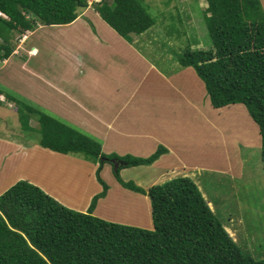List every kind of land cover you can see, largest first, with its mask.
Returning <instances> with one entry per match:
<instances>
[{"label":"trees","instance_id":"1","mask_svg":"<svg viewBox=\"0 0 264 264\" xmlns=\"http://www.w3.org/2000/svg\"><path fill=\"white\" fill-rule=\"evenodd\" d=\"M242 1L207 0L213 47H189L180 60L204 80L213 107L234 103L247 107L260 129L264 163V11L259 6L258 14L249 15ZM249 2L255 8L260 1ZM91 5L129 40L156 23L143 0H95ZM88 6L90 0H0V61L16 50V34L41 25L72 23ZM7 95L16 103L24 129L40 133V145L60 153H80L99 163L96 176L103 190L92 198L87 211H79L29 180L17 181L0 195V264H264V258L256 260L242 250L191 177L177 176L149 189L122 178L124 167L151 165L168 153L163 144L145 157L108 154L97 137ZM33 117L38 118L39 129L30 125ZM112 159L122 164L115 169ZM106 162L113 163L123 186L149 196L153 229L94 214L110 187L101 175Z\"/></svg>","mask_w":264,"mask_h":264},{"label":"rangeland","instance_id":"2","mask_svg":"<svg viewBox=\"0 0 264 264\" xmlns=\"http://www.w3.org/2000/svg\"><path fill=\"white\" fill-rule=\"evenodd\" d=\"M93 1L95 0H90L91 3ZM259 1L255 8H253L254 5L250 4L249 0L242 1V4L247 6V14L252 16L258 14V9L256 8L259 6L264 11V0ZM143 4L156 20V23L151 28L156 34L148 33V35H143L141 43H137L138 41L136 43L143 48L145 44L153 42L154 45L147 47L144 53L148 59L154 61L162 68V71L167 74L166 76H170V73H175L181 68L186 69L188 67L181 63L180 58L189 47L193 49H210L213 47L206 20L207 0H143ZM249 15L248 17H250ZM51 31V34H48L47 37L54 38V42L58 44V40L55 39L58 31L56 28H51ZM33 32L27 31L23 35L16 34L14 40L16 49L20 47L22 41L29 35L25 47L30 48L32 45L38 47L40 55L35 58L36 61L33 63L39 64L37 66L38 69L43 68V59L48 61L51 58L54 60L56 67H63V60L59 59V56L56 54L51 55V57L48 56L56 48L51 44L49 46L44 45L43 30H39L35 34ZM49 47L52 48L49 49ZM19 50L22 49L19 48ZM18 58L20 57L16 56L15 58L14 56L13 60ZM1 65L2 61H0ZM7 69L1 74L2 79L8 82L16 81L18 88L26 87L28 84L26 72L18 67L9 70L10 67L8 66ZM194 70L196 75L199 76L198 78H201L195 68ZM13 78L16 79L14 80ZM147 80L149 81L150 79L148 78ZM199 80L204 82L202 78ZM167 81L168 79H165L166 83ZM156 84L159 89L160 84L158 82ZM0 89L3 90L0 91V135L11 137L21 142H33V139L26 137V131L22 130L18 122L16 104L13 103V100L8 99L7 92L14 96L16 95L15 92L12 90L10 92V90L1 87ZM17 90L22 92L21 89ZM202 96V102L201 99L199 101L196 97L194 107L198 106L197 108L189 105L190 109H182L178 105L175 106L176 108L169 109L167 112L170 114L168 115V121H174L175 124L170 123L169 125H164L163 128H160V115L158 114L131 116L132 121L130 124H133L132 128L136 129L140 134L144 133L146 129L158 131V133L163 132V134L169 131L171 136L169 137L165 134L164 138L176 145H172L174 153L171 156H166L159 165L124 167L121 170V176L144 188L153 184L164 183L177 176L191 177L198 184L204 197L209 201L212 209L242 250L256 260L263 259L264 163L259 126L243 103L229 104L217 109L215 107L207 108L203 104L209 95L207 93ZM174 98L176 97L174 96ZM154 109L157 111L156 106H154ZM37 119V117L35 119L33 117L32 120V127L35 129L40 128V123ZM156 120L158 123L155 125ZM97 139L103 145L102 139L100 137H97ZM144 143H148V141ZM131 144L133 149L138 147V143L134 144L132 140ZM126 147V150L130 149V146ZM145 149V151H149L148 148ZM130 153L132 154V152ZM58 156H62L60 161L68 163L67 165L72 164L70 162L75 164L74 162L76 161L83 171L78 169L77 166H69L62 173L64 168H60L58 162L52 160L54 163L49 167V164L44 159H41L40 165H42V172H45V177L51 179V182L55 183L59 188L62 183V187L65 189L62 190L63 195H66V193L67 195H74L78 199L81 198L82 203L86 202L88 200L87 193L96 188L95 182L100 183L96 176L99 163L84 158L83 154L80 153H64L58 154ZM142 156L145 157V155ZM82 160L83 163L81 162ZM95 164H97L96 167H94ZM104 166L105 169H102L101 175L104 174V177H102L109 186L111 184V188L109 187L111 192L114 190L113 187H115L112 183L118 181V179L114 174L113 163L106 162ZM56 168H60V170L58 171ZM163 168L168 169L167 172H163ZM50 171L51 173H49ZM64 174H66L68 180L56 183L57 175L62 178ZM66 183L68 188L65 186ZM118 183L123 186L119 181ZM109 198L110 201L104 205L103 215L111 216L110 219L113 220H121L123 218L130 220V222H132L131 220L145 222L139 217V213H142L145 220L150 222L149 226L144 224L147 227H140L154 228L151 200L147 194L133 190L122 191L116 186Z\"/></svg>","mask_w":264,"mask_h":264},{"label":"crops","instance_id":"3","mask_svg":"<svg viewBox=\"0 0 264 264\" xmlns=\"http://www.w3.org/2000/svg\"><path fill=\"white\" fill-rule=\"evenodd\" d=\"M152 27L141 34H133V40L126 39L102 18L90 2V6L80 9V15L74 22L65 25H41L33 32L35 34L37 31L43 30L44 45L51 44L56 48L48 56L51 57L53 54L59 56V59L63 60V67H56L51 58L48 61L43 59V68L38 69L39 64L33 63L36 61L35 58L40 55V51L36 45H32L30 48L25 47L28 35L19 47L23 51L18 48L9 58L2 61L0 87L10 90V92L14 91L16 97L57 116L81 131L100 137L103 141L104 151L107 153L117 152L124 155L132 152L135 155L149 156L160 144H164L170 153L163 154L152 164L159 165L166 156H171L174 153L172 145L176 144L164 138L165 134L170 137L171 133L167 131L163 134V132L158 133V131L146 129L144 133L140 134L132 128L131 116L158 114L160 115V128H163L164 125L175 124L174 121H168L170 114L167 112L169 109L178 105L182 109H190L189 105L195 106L196 97L202 102V95L207 94V91L204 82L199 80L201 78H198L199 76L196 75L192 66H188L186 69L181 68L175 73H170V76H166L167 74L157 63L148 59L144 52L147 47L154 45L153 42L145 44L144 49L137 43H141L143 35L156 34L151 29ZM51 28H56L58 31L55 32L58 44L54 42V38L47 37L52 32ZM136 41L138 42L136 43ZM51 48L49 47V49ZM14 56L20 58L13 60ZM8 66L9 70L18 67L26 72L28 78L26 87L18 88L16 81L8 82L2 79L1 74L8 70ZM165 79H168L167 83ZM157 82L160 84L159 89L156 87ZM17 89H21L22 92ZM154 106L157 107V111ZM203 106L213 107L210 97L204 101ZM16 112L22 130L26 131V137L34 141L26 143L0 135V195L17 181L26 179L42 187L64 205L79 211H87L92 198L103 190L102 185L96 181V188L87 193L88 200L83 203L81 198L78 199L74 195H67L66 192V195H63L64 188L61 182L68 180L66 174L62 178L58 176L59 174L57 175L56 183H61L59 188L51 182V179L45 177L40 162L41 159L52 155L46 161L51 167L53 161L61 163L62 156H58V154L64 153L40 145V133L36 130H25L19 112L17 110ZM32 120L33 118L30 119L31 126ZM157 123L156 120L155 125ZM131 140L134 141V144L138 143V147L133 149ZM145 141L148 143H144ZM106 145H108L107 148H105ZM126 146H130V149L126 150ZM145 148H148L149 151H145ZM81 162L83 163V160ZM70 163L72 164L62 163L64 170L69 166H77L83 171L76 161L75 164ZM96 166L97 164L94 167ZM22 167L23 169H21ZM103 168L105 169V166ZM57 170L59 171L60 168ZM167 170L163 168V172H167ZM18 173L19 175L12 179ZM102 176L104 177V174ZM112 185L119 187L122 191L132 190L121 186L118 181H114ZM65 186L68 188L67 183ZM72 186L74 187V185ZM115 187H113L114 190ZM110 188L106 196L99 199L94 214L113 220L110 219L111 216L103 215L104 205L110 201L109 197L114 191L110 192ZM139 217L145 222L134 220L130 222L123 218L113 221L136 226H149L150 221L145 220L142 213H139Z\"/></svg>","mask_w":264,"mask_h":264},{"label":"water","instance_id":"4","mask_svg":"<svg viewBox=\"0 0 264 264\" xmlns=\"http://www.w3.org/2000/svg\"><path fill=\"white\" fill-rule=\"evenodd\" d=\"M112 162H113L114 165H115V169H117V168L122 164V162L117 161L116 159H112Z\"/></svg>","mask_w":264,"mask_h":264}]
</instances>
